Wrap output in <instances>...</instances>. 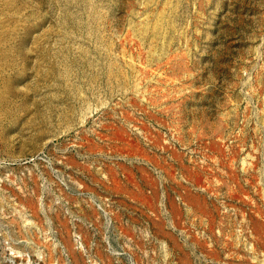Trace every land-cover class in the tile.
Wrapping results in <instances>:
<instances>
[{
    "label": "rangeland",
    "instance_id": "obj_1",
    "mask_svg": "<svg viewBox=\"0 0 264 264\" xmlns=\"http://www.w3.org/2000/svg\"><path fill=\"white\" fill-rule=\"evenodd\" d=\"M0 264H264V0H0Z\"/></svg>",
    "mask_w": 264,
    "mask_h": 264
}]
</instances>
